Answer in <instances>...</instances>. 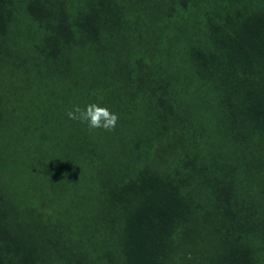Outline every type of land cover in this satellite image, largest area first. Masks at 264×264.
Instances as JSON below:
<instances>
[{"label": "trees", "instance_id": "trees-1", "mask_svg": "<svg viewBox=\"0 0 264 264\" xmlns=\"http://www.w3.org/2000/svg\"><path fill=\"white\" fill-rule=\"evenodd\" d=\"M263 257L264 0H0V264Z\"/></svg>", "mask_w": 264, "mask_h": 264}, {"label": "clouds", "instance_id": "clouds-1", "mask_svg": "<svg viewBox=\"0 0 264 264\" xmlns=\"http://www.w3.org/2000/svg\"><path fill=\"white\" fill-rule=\"evenodd\" d=\"M66 115L69 119L87 123L89 130L102 128L113 131L118 121L117 114L97 103H89L85 107L75 105L67 111Z\"/></svg>", "mask_w": 264, "mask_h": 264}, {"label": "rangeland", "instance_id": "rangeland-1", "mask_svg": "<svg viewBox=\"0 0 264 264\" xmlns=\"http://www.w3.org/2000/svg\"><path fill=\"white\" fill-rule=\"evenodd\" d=\"M168 13H171V11H169ZM169 15L168 14H166L165 16H161L160 18H159V22H160V24H161V26L164 24V23H166L167 22V27H166V34L164 35V34H162V37H169L170 39H173L174 37H176L177 35H178V33H179V30H177L174 26H171V25H169V23H168V20H169ZM159 29H157V31H158ZM158 33H159V31H158ZM164 41H166L167 43H169L173 48H174V46H175V43L174 42H172V41H170V40H164ZM139 45H141V47L143 48V50H142V52L143 53H146L147 51H151V54L153 53V52H155V54L157 55V56H159V57H164V55H165V51H166V49L167 48H165L164 46L162 47H158V46H156V44H151V46H148V49L147 50H145V39H140L139 40ZM85 49V48H84ZM72 51V50H71ZM72 53H73V51H72ZM74 54V53H73ZM77 54V53H76ZM136 57V56H135ZM141 59H143V57L141 58ZM136 62L137 61H134V63L136 64ZM131 68H132V65H131ZM186 68H188V67H186ZM4 72H6L5 73V75L3 76V77H7V72H9V71H7V70H3ZM132 73V72H131ZM189 77H192V76H189ZM115 83V82H114ZM194 83H197L196 82V80H195V77L193 76L192 77V80L190 81V83H188L187 85H188V88L185 90L187 93H192V88H193V84ZM202 84V83H201ZM195 94H196V96L197 95H201V94H203V92L201 91V90H199V89H197L196 91H195ZM195 101H198L197 99L195 100ZM136 102V101H135ZM137 105V104H136ZM137 107H139L140 109H142L139 105H137ZM132 114V113H131ZM205 188V187H204ZM204 188H203V190H204ZM191 197V201H190V204L192 203V201L196 198V197H201L204 201H206L209 205H210V203H211V201H210V199L208 198V196H207V194L204 192V191H201V193L199 194V196H193V195H191L190 196ZM201 199V200H202ZM201 200L199 201V202H196L195 200L193 201V204H194V206H199L200 205V202H201ZM207 210H208V206H206L205 207V210L204 211H201V212H205V213H207ZM258 248H259V246H257ZM260 264H264V257L261 259V263Z\"/></svg>", "mask_w": 264, "mask_h": 264}]
</instances>
